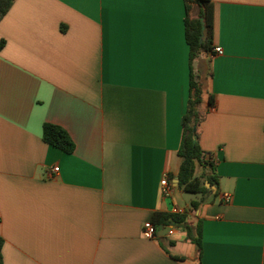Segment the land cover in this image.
<instances>
[{"label":"crops","instance_id":"0c3cea01","mask_svg":"<svg viewBox=\"0 0 264 264\" xmlns=\"http://www.w3.org/2000/svg\"><path fill=\"white\" fill-rule=\"evenodd\" d=\"M210 1L222 55L191 63L216 177L202 201L159 186L177 173L188 99L182 0L12 1L0 19L1 264H264V0ZM45 123L72 153L43 142ZM156 213L199 222L200 250L171 225L143 238Z\"/></svg>","mask_w":264,"mask_h":264},{"label":"trees","instance_id":"16d2710c","mask_svg":"<svg viewBox=\"0 0 264 264\" xmlns=\"http://www.w3.org/2000/svg\"><path fill=\"white\" fill-rule=\"evenodd\" d=\"M12 1L0 0V19L9 9ZM182 2L185 12L183 19L184 38L188 45L189 59L188 99L185 113L180 121L181 136L176 152L180 159L179 167L176 175H168L167 180L170 182L173 179H177V188L179 190L199 195V200L202 201L208 193V188H206L205 184L209 186L216 184V177L214 175L213 162L205 155L198 144L197 127L201 119L199 106L202 103V87L197 77L192 74L191 63L200 52L212 51V4L210 0H182ZM193 12H196L194 16ZM202 27L203 31H201ZM1 47L2 43H0ZM208 102H211L210 99ZM193 128H195L194 131ZM42 140L67 154L72 153L74 150V144L67 132L53 124H43ZM197 204L198 202H191L193 208H196ZM151 223L154 226L171 225L179 228L184 232L185 238L195 244L200 250V224L197 222L195 226H191L186 221L185 214L156 213ZM1 245L2 239L0 237V249Z\"/></svg>","mask_w":264,"mask_h":264},{"label":"built area","instance_id":"2783aa9c","mask_svg":"<svg viewBox=\"0 0 264 264\" xmlns=\"http://www.w3.org/2000/svg\"><path fill=\"white\" fill-rule=\"evenodd\" d=\"M212 53L216 55H222V49L218 46H214L212 48ZM57 170H58L57 167H53L51 168L50 173H56ZM159 186H160V194L162 196L167 197L173 192L172 185L165 177L161 178V180L159 181ZM228 199L229 197L227 194H222V200L224 202H227ZM141 235L143 238L153 239L156 235L155 226L151 222H145L142 226Z\"/></svg>","mask_w":264,"mask_h":264},{"label":"water","instance_id":"95a60500","mask_svg":"<svg viewBox=\"0 0 264 264\" xmlns=\"http://www.w3.org/2000/svg\"><path fill=\"white\" fill-rule=\"evenodd\" d=\"M201 31H203V27L201 28ZM200 41H201V39H200ZM194 129L195 128H193V131H194ZM172 183H173V186L175 187L177 185V179H173ZM206 185H208V184H206ZM167 231H168V228H162L161 226H159L158 230L156 232V236L161 237V236L165 235L167 233Z\"/></svg>","mask_w":264,"mask_h":264},{"label":"rangeland","instance_id":"374dc122","mask_svg":"<svg viewBox=\"0 0 264 264\" xmlns=\"http://www.w3.org/2000/svg\"><path fill=\"white\" fill-rule=\"evenodd\" d=\"M207 186V185H206ZM178 193L176 192V195L175 196H177L178 197V195H177ZM195 198V196L193 195V194H189V193H187V194H185L184 195V199H186V200H193ZM179 199V198H178ZM178 203H179V205H182L183 204V202L181 201V199L178 201Z\"/></svg>","mask_w":264,"mask_h":264}]
</instances>
